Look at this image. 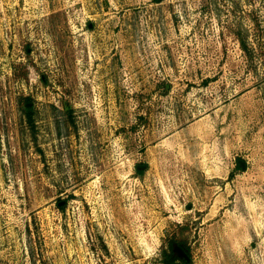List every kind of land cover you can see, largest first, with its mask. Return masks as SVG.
<instances>
[{
    "label": "rangeland",
    "instance_id": "obj_1",
    "mask_svg": "<svg viewBox=\"0 0 264 264\" xmlns=\"http://www.w3.org/2000/svg\"><path fill=\"white\" fill-rule=\"evenodd\" d=\"M172 239L264 264V0H0V264Z\"/></svg>",
    "mask_w": 264,
    "mask_h": 264
},
{
    "label": "trees",
    "instance_id": "obj_2",
    "mask_svg": "<svg viewBox=\"0 0 264 264\" xmlns=\"http://www.w3.org/2000/svg\"><path fill=\"white\" fill-rule=\"evenodd\" d=\"M27 111L29 112L31 110V106L26 105ZM29 118H31V115L29 114ZM238 168H241V165L238 164ZM178 245L182 250L186 253L190 260V250L186 244L181 240H175L172 239L168 244V251L164 254V263L165 264H188V260H186L184 257H179L174 251L173 247L174 245Z\"/></svg>",
    "mask_w": 264,
    "mask_h": 264
},
{
    "label": "water",
    "instance_id": "obj_3",
    "mask_svg": "<svg viewBox=\"0 0 264 264\" xmlns=\"http://www.w3.org/2000/svg\"><path fill=\"white\" fill-rule=\"evenodd\" d=\"M240 164L243 166L242 162H240ZM63 203V202H61ZM60 204V203H59ZM173 251L179 256V257H184L186 260H189L188 256L186 255V253L182 250V248H180L178 245H174L173 247Z\"/></svg>",
    "mask_w": 264,
    "mask_h": 264
}]
</instances>
